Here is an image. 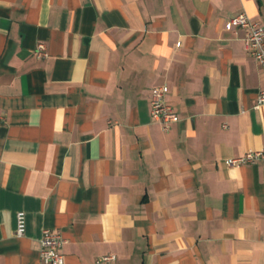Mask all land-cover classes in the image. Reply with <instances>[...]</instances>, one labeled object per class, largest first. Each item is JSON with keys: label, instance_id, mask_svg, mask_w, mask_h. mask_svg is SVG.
Returning a JSON list of instances; mask_svg holds the SVG:
<instances>
[{"label": "crops", "instance_id": "obj_1", "mask_svg": "<svg viewBox=\"0 0 264 264\" xmlns=\"http://www.w3.org/2000/svg\"><path fill=\"white\" fill-rule=\"evenodd\" d=\"M240 13L264 29V0H0V264H41L42 230L63 264H264V75L224 28Z\"/></svg>", "mask_w": 264, "mask_h": 264}, {"label": "built area", "instance_id": "obj_2", "mask_svg": "<svg viewBox=\"0 0 264 264\" xmlns=\"http://www.w3.org/2000/svg\"><path fill=\"white\" fill-rule=\"evenodd\" d=\"M226 30H240L243 32L242 42L246 54L258 65L264 75V29L251 21L244 13L237 14L224 23ZM37 59L46 56V48L42 43H37L34 48ZM167 93L166 86L153 87L149 91L148 106L151 120L160 126L162 132H167L169 126L176 121L172 108L164 101ZM264 107V90L258 92L255 98V108ZM262 153L247 152L240 158L227 160L228 166L255 164L261 160ZM24 232V217L22 213L15 216V236L21 237ZM38 257L41 264H63V256L59 249L65 243L61 235L49 230H42L39 239ZM94 264H117L116 257L112 254L99 256Z\"/></svg>", "mask_w": 264, "mask_h": 264}]
</instances>
